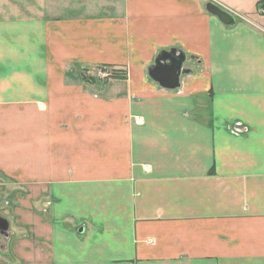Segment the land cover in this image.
<instances>
[{"label": "crops", "instance_id": "crops-1", "mask_svg": "<svg viewBox=\"0 0 264 264\" xmlns=\"http://www.w3.org/2000/svg\"><path fill=\"white\" fill-rule=\"evenodd\" d=\"M261 6L0 0V264H264Z\"/></svg>", "mask_w": 264, "mask_h": 264}, {"label": "water", "instance_id": "water-1", "mask_svg": "<svg viewBox=\"0 0 264 264\" xmlns=\"http://www.w3.org/2000/svg\"><path fill=\"white\" fill-rule=\"evenodd\" d=\"M205 9L225 26L235 24V18L216 5L208 3ZM186 63V55L179 50L163 51L157 56L153 65L148 68V77L160 88L174 91L180 87V77L190 73V70L185 68ZM8 230V221L0 217V235L8 238Z\"/></svg>", "mask_w": 264, "mask_h": 264}, {"label": "rangeland", "instance_id": "rangeland-1", "mask_svg": "<svg viewBox=\"0 0 264 264\" xmlns=\"http://www.w3.org/2000/svg\"><path fill=\"white\" fill-rule=\"evenodd\" d=\"M13 3H19V2H23L24 0H10ZM6 5H12V3L8 2L6 3ZM95 70H99V69H94L92 67H89V76L88 78L90 80H93V77H95ZM105 73H103V71H98L97 72V78L100 82H104L105 80L108 79V77L106 75H104ZM100 75H103V77H100ZM4 214H8V212H5ZM2 215V217H4L5 219L8 218L9 215ZM8 237H9V230H8ZM8 245H9V240L8 238H5V236L0 235V258H3L4 255H7V251H8Z\"/></svg>", "mask_w": 264, "mask_h": 264}, {"label": "trees", "instance_id": "trees-1", "mask_svg": "<svg viewBox=\"0 0 264 264\" xmlns=\"http://www.w3.org/2000/svg\"><path fill=\"white\" fill-rule=\"evenodd\" d=\"M259 5V4H258ZM261 8L263 9L264 7L261 6ZM101 70H109L107 73L109 74L108 78H119V79H122V78H125L126 76V73L122 72L121 74L118 73L114 67H108V68H101Z\"/></svg>", "mask_w": 264, "mask_h": 264}, {"label": "built area", "instance_id": "built-area-1", "mask_svg": "<svg viewBox=\"0 0 264 264\" xmlns=\"http://www.w3.org/2000/svg\"><path fill=\"white\" fill-rule=\"evenodd\" d=\"M262 14L264 15V8L262 9ZM106 75V74H104ZM100 77H103V75H100Z\"/></svg>", "mask_w": 264, "mask_h": 264}, {"label": "flooded vegetation", "instance_id": "flooded-vegetation-1", "mask_svg": "<svg viewBox=\"0 0 264 264\" xmlns=\"http://www.w3.org/2000/svg\"><path fill=\"white\" fill-rule=\"evenodd\" d=\"M103 73H105L107 77L109 76V74H108L106 71H104V70H103ZM0 217H1V216H0Z\"/></svg>", "mask_w": 264, "mask_h": 264}]
</instances>
